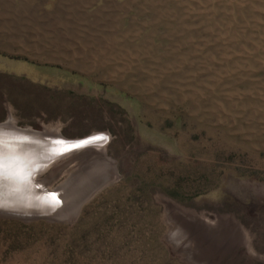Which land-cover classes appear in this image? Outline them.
Here are the masks:
<instances>
[{"label":"rangeland","instance_id":"rangeland-1","mask_svg":"<svg viewBox=\"0 0 264 264\" xmlns=\"http://www.w3.org/2000/svg\"><path fill=\"white\" fill-rule=\"evenodd\" d=\"M8 118L103 134L115 173L93 196L118 166L155 179L157 213L137 203L143 232L97 264H264V0H0ZM85 152L38 177L57 184ZM7 232L0 264H49L50 246L7 248Z\"/></svg>","mask_w":264,"mask_h":264},{"label":"trees","instance_id":"trees-1","mask_svg":"<svg viewBox=\"0 0 264 264\" xmlns=\"http://www.w3.org/2000/svg\"><path fill=\"white\" fill-rule=\"evenodd\" d=\"M136 170L131 179L128 170L124 171L118 166L119 179L88 200L72 223L43 220L22 222L0 218V224L8 226L7 234L1 238L8 240L7 248L16 250L20 245L28 244H38V248L41 245L50 246L49 264H97L95 259L101 258L102 247H108L107 256L110 257L116 243L143 232L135 222L140 217V210L135 206L137 203L147 205L152 214L158 211L151 202L155 179L146 177L139 167ZM122 193L124 198L119 197Z\"/></svg>","mask_w":264,"mask_h":264},{"label":"water","instance_id":"water-1","mask_svg":"<svg viewBox=\"0 0 264 264\" xmlns=\"http://www.w3.org/2000/svg\"><path fill=\"white\" fill-rule=\"evenodd\" d=\"M2 132H7L8 135H0L2 136L0 137V161L3 162V167L0 168V180L4 179L3 174L5 173H11V176L22 175L20 182L23 183L29 197L36 198V201L33 205L14 202L11 204L0 203V217L17 219L22 222L45 220L70 223L77 218L81 207L107 182V180L101 179L92 185L91 182L87 184L88 175L86 176L79 168L78 163L74 167L67 168L65 175L55 185H51L50 181L56 175L54 177H38L47 166L64 155L83 151L85 145L80 144L83 140L61 149L59 145L65 139L62 136H53L57 134V131L50 130L45 126L40 131L30 127H16L10 118L0 122V133ZM12 134L21 140L10 137L13 136ZM64 149L69 150L62 151ZM60 152L62 154L57 155ZM18 165L20 168H17ZM4 168L10 171L4 170ZM48 200L53 201L55 205L54 203L48 204ZM62 200H70V202L63 204Z\"/></svg>","mask_w":264,"mask_h":264},{"label":"bare ground","instance_id":"bare-ground-1","mask_svg":"<svg viewBox=\"0 0 264 264\" xmlns=\"http://www.w3.org/2000/svg\"><path fill=\"white\" fill-rule=\"evenodd\" d=\"M0 135H8V134H7V132H2V133H0ZM46 135L49 136V134H46ZM53 136H60V135H58V133H57V134H54ZM96 136H102L103 137L104 135L99 134V133H94V134H91V135H89L85 138H82V139H66V138L62 137L65 140L61 141L62 143L60 145L58 144L59 147L62 149V147L66 148V147H69L73 144L75 145L76 143H79L83 140V142H81L80 144L85 145L84 150L86 152L83 153V155H85V156H84V158L81 159V161L78 162V164H79V168L86 174V176L88 175L87 184L91 182V185L96 183L98 180H101V179L107 180L110 176H113L115 173L112 162L104 154L101 139H98V140L92 139ZM0 137H2V136H0ZM10 137L21 140V138H17V136H15V135L10 136ZM49 138H52V137H49ZM53 139H55V138H53ZM102 140H103V138H102ZM88 141H90V142H88ZM15 142H20V141H15ZM29 144H30V142H29ZM31 144L34 145V143H31ZM106 165H109L107 168L109 170H108V172L106 171L107 173H105L104 175L102 173H101V175L99 173H97L99 171L98 169L100 167H102V166L106 167ZM17 168H20V166L18 165ZM4 170H8V169L4 168ZM8 171H10V170H8ZM21 176L22 175L11 176V173L10 174H6V173L3 174L4 179L0 180V203L11 204L12 202H14L17 204H22V205L26 204V203H27V205H33L35 203L36 198H33L31 196L29 197V193L24 188L23 183L20 182V181H22V178L20 179ZM69 202H70V200L69 201H67V200L61 201V203H63V204H68ZM53 203L54 202L51 200L48 202V204H53ZM54 205H55V203H54Z\"/></svg>","mask_w":264,"mask_h":264},{"label":"snow or ice","instance_id":"snow-or-ice-1","mask_svg":"<svg viewBox=\"0 0 264 264\" xmlns=\"http://www.w3.org/2000/svg\"><path fill=\"white\" fill-rule=\"evenodd\" d=\"M102 138H104V137H102V136H96V137H94V138H92V139H102ZM88 142H90V141H88ZM67 150H69V149H64V150H62V151H67ZM62 154V152H60V153H57V155H61ZM3 167V162L2 161H0V168H2Z\"/></svg>","mask_w":264,"mask_h":264}]
</instances>
